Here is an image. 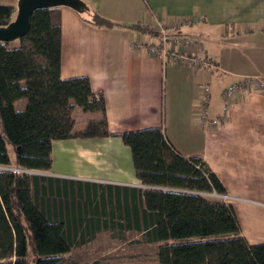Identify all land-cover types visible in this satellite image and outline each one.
<instances>
[{"label": "trees", "instance_id": "16d2710c", "mask_svg": "<svg viewBox=\"0 0 264 264\" xmlns=\"http://www.w3.org/2000/svg\"><path fill=\"white\" fill-rule=\"evenodd\" d=\"M13 13L12 5L0 3V27ZM90 22L117 25L98 13ZM18 40L16 47L0 41V264H79L69 253L92 244L96 229L156 247L150 261L120 250L89 264L126 257L143 264H264V243L250 244L241 234L233 206L203 195L225 193L219 178L201 157L179 153L162 128L118 134L145 185L134 194H98L97 188L41 174L51 168L53 140L112 133L103 93L91 88L87 76H60V6L34 8ZM21 98L26 105L17 110L13 104ZM75 107L100 116L75 131Z\"/></svg>", "mask_w": 264, "mask_h": 264}, {"label": "crops", "instance_id": "0c3cea01", "mask_svg": "<svg viewBox=\"0 0 264 264\" xmlns=\"http://www.w3.org/2000/svg\"><path fill=\"white\" fill-rule=\"evenodd\" d=\"M14 1L5 2L14 7L12 19ZM80 1L79 10L60 6V76H87L91 88L103 93L112 134L53 140L51 168L40 173L97 188L98 194H134L145 185L118 134L159 127L179 153L208 164L225 188L218 200L233 206L241 234L250 244L264 243V93L237 92L229 101L227 119L216 128H204L197 119L204 84L211 89L209 116L216 117L227 86L243 76L264 79V0ZM94 13L117 25H93ZM185 18L195 22H183ZM156 22L176 25L170 34L196 40L198 51L216 67L165 63L151 55L147 45L157 43L158 34L132 25ZM72 116L78 131L100 113L75 107ZM102 237L127 241L101 229L91 241Z\"/></svg>", "mask_w": 264, "mask_h": 264}, {"label": "built area", "instance_id": "2783aa9c", "mask_svg": "<svg viewBox=\"0 0 264 264\" xmlns=\"http://www.w3.org/2000/svg\"><path fill=\"white\" fill-rule=\"evenodd\" d=\"M186 23H193L195 19L185 18L182 20ZM141 25L156 32L159 36L157 43L147 45V50L151 55L160 57L165 63L168 61L175 62L179 65L190 64L202 68H215V64L210 57L205 56L198 51L200 44L193 39L183 38L182 36L170 34L175 30L176 25H167L162 22H156L154 25ZM242 90H258L264 93V79L259 75L243 76L236 82L227 86L222 92V109L221 113L216 117H210L208 108L211 97V89L209 84L201 87V98L199 101L197 119L204 128H216L228 117L229 101L237 93ZM14 172H32L26 169L10 167Z\"/></svg>", "mask_w": 264, "mask_h": 264}, {"label": "rangeland", "instance_id": "374dc122", "mask_svg": "<svg viewBox=\"0 0 264 264\" xmlns=\"http://www.w3.org/2000/svg\"><path fill=\"white\" fill-rule=\"evenodd\" d=\"M12 0H0V3L9 2ZM19 0H15L14 3L16 4V11L17 12V6H18ZM142 27H145L141 25ZM145 29H147L145 27ZM6 46L8 47H16L19 45L18 39H13L10 41L5 42ZM26 105V99L21 98L14 102L13 106L17 110H21ZM7 150L9 153V156L11 159H14L15 153L13 150V147L11 144L7 143ZM203 195L208 199H220L223 197V195H218L215 193H203ZM155 244H142V243H131L128 241H107L106 237L98 238L95 242L92 244L87 245L84 248L81 249H73L69 255L76 259L79 264H89L91 260H93V257L99 256V255H107L108 253L114 252V251H127L128 254L133 253H142L141 258H149L148 261H150L153 257V250L155 249ZM146 262V261H145ZM144 261H136L132 259L131 257H126L123 262H113L112 264H143Z\"/></svg>", "mask_w": 264, "mask_h": 264}, {"label": "water", "instance_id": "95a60500", "mask_svg": "<svg viewBox=\"0 0 264 264\" xmlns=\"http://www.w3.org/2000/svg\"><path fill=\"white\" fill-rule=\"evenodd\" d=\"M69 6L79 10L80 0H19L15 17L4 27H0V41L7 42L21 38L28 28L29 17L36 7Z\"/></svg>", "mask_w": 264, "mask_h": 264}]
</instances>
